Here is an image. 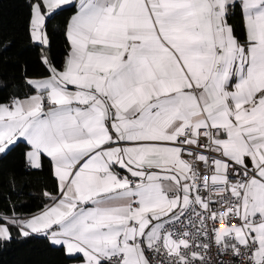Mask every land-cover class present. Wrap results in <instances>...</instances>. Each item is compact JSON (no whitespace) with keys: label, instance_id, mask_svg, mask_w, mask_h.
I'll return each instance as SVG.
<instances>
[{"label":"snow or ice","instance_id":"snow-or-ice-1","mask_svg":"<svg viewBox=\"0 0 264 264\" xmlns=\"http://www.w3.org/2000/svg\"><path fill=\"white\" fill-rule=\"evenodd\" d=\"M28 3L46 75L25 69L31 93L0 104V159L22 144L56 187L39 214H0V243L15 228L72 264H264V0Z\"/></svg>","mask_w":264,"mask_h":264},{"label":"trees","instance_id":"trees-1","mask_svg":"<svg viewBox=\"0 0 264 264\" xmlns=\"http://www.w3.org/2000/svg\"><path fill=\"white\" fill-rule=\"evenodd\" d=\"M73 14L71 7L49 23L52 40L50 56L59 65L64 55V25ZM28 0H0V104L13 96L31 93L24 84L25 69L30 77L46 75L38 60L37 49L30 44L27 31ZM24 146L0 159V214L31 216L49 201L43 192H55L56 182L47 163L43 171L26 169ZM13 240L0 243V264H72L62 251L39 237H20L11 228Z\"/></svg>","mask_w":264,"mask_h":264},{"label":"built area","instance_id":"built-area-1","mask_svg":"<svg viewBox=\"0 0 264 264\" xmlns=\"http://www.w3.org/2000/svg\"><path fill=\"white\" fill-rule=\"evenodd\" d=\"M213 253H215V249H213ZM223 259L226 260V261H230L231 260V258L229 256H225Z\"/></svg>","mask_w":264,"mask_h":264},{"label":"crops","instance_id":"crops-1","mask_svg":"<svg viewBox=\"0 0 264 264\" xmlns=\"http://www.w3.org/2000/svg\"><path fill=\"white\" fill-rule=\"evenodd\" d=\"M66 7H69V6H66ZM41 212V211H40ZM40 212H38V213H36V214H39ZM36 214H34V215H36ZM18 216V215H17ZM31 216H33V215H31ZM31 216H19V217H21V218H24V219H27L28 217H31Z\"/></svg>","mask_w":264,"mask_h":264}]
</instances>
